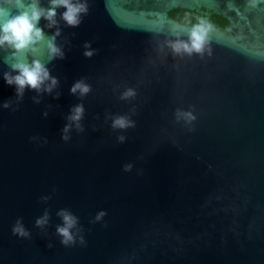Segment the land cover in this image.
<instances>
[{
  "label": "water",
  "instance_id": "1",
  "mask_svg": "<svg viewBox=\"0 0 264 264\" xmlns=\"http://www.w3.org/2000/svg\"><path fill=\"white\" fill-rule=\"evenodd\" d=\"M87 4L78 27L60 22L62 59L44 41L0 48V264H264V0ZM196 26L202 50L175 51ZM33 59L58 84L18 96L3 73ZM61 209L79 220L68 245Z\"/></svg>",
  "mask_w": 264,
  "mask_h": 264
},
{
  "label": "clouds",
  "instance_id": "2",
  "mask_svg": "<svg viewBox=\"0 0 264 264\" xmlns=\"http://www.w3.org/2000/svg\"><path fill=\"white\" fill-rule=\"evenodd\" d=\"M62 9V11H60ZM88 13L87 0H0V48H11L17 51L30 49L40 41H44L48 50V61L63 58V51L56 43V38L60 35V22L68 27H78L82 22V17ZM43 26L41 25V22ZM53 30L51 35H46L44 29ZM204 29L196 26L189 33L188 42L177 41L172 45L173 49L179 52H200L204 42ZM89 47L85 44V48ZM92 51H85V57H91ZM9 71L3 73L4 82L14 87L18 96H22L25 89L37 92L50 93L58 84L55 77L50 75L46 65L39 60L13 62L8 65ZM70 94L83 97L90 91L89 85L83 80L76 81L70 88ZM131 93H126L130 95ZM4 107H8L5 103ZM84 115L82 104L73 106L67 116V123L63 128L62 138L69 139V133L76 129L82 131L81 120ZM191 118V117H189ZM133 126V122L123 116L115 117L112 121L114 129H124ZM122 142L123 136L118 137ZM131 169V165H126L125 170ZM46 201L49 197H42ZM106 215L101 211L97 213L95 220L99 221ZM61 218V224L57 225L56 232L61 237V243L68 245L75 240L76 232L79 231V220L67 209L57 212ZM49 221V213L45 210L35 224L38 227L45 226ZM75 230V231H74ZM13 233L26 236L21 221H17L13 227ZM81 242L83 238L81 237Z\"/></svg>",
  "mask_w": 264,
  "mask_h": 264
}]
</instances>
